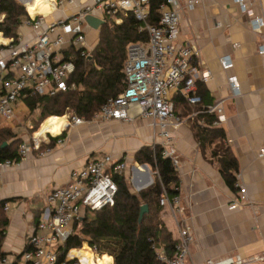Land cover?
I'll return each instance as SVG.
<instances>
[{
	"label": "crops",
	"instance_id": "0c3cea01",
	"mask_svg": "<svg viewBox=\"0 0 264 264\" xmlns=\"http://www.w3.org/2000/svg\"><path fill=\"white\" fill-rule=\"evenodd\" d=\"M251 7L264 17V0H253ZM18 32L28 39L29 28L20 26ZM263 41L264 27L260 31L251 29L248 15L233 0H200L192 9L181 13L176 43L197 48L199 55L194 63L210 71L206 82H197L200 103L190 104L180 92L172 93L174 113L181 120L180 124L170 126L180 161L176 170L177 189L185 207L184 221L190 225L194 238L190 244V260L195 264H201L206 258L234 255L247 258L264 253V153H260L264 148V53L258 51ZM96 43L87 42L90 51ZM223 55L232 59V67L227 70L219 62ZM229 75L238 78L240 93L236 96L229 90ZM178 94L183 98L177 97ZM216 102H222L225 114V120L216 126L225 131V143L237 159L236 174L248 198L246 204L234 209L228 203L237 196L236 188L226 183L216 162L210 161L211 147L200 149L192 128L195 120L203 124L204 119L199 116L213 115L203 110ZM137 112L132 107V119L128 121L90 119L62 128L61 124L50 136L54 140L49 138L48 143L43 142L40 150L31 149L18 166L0 163V201H5L3 212L9 221L2 250L9 259L18 257L28 245L29 236L38 231L46 195L54 187L66 184L70 171L83 166L89 156L110 154L116 160H124V174L130 175L133 191L146 180L147 170L138 168L140 164L134 160V154L143 146L159 144L161 138L154 133L151 121ZM29 113L20 99L12 120ZM12 120L7 121L9 125ZM46 147L50 152L41 154ZM147 166L154 179L155 172ZM160 218L176 238V224L170 213L162 208ZM84 247L83 244L80 256ZM110 257L109 264L113 261Z\"/></svg>",
	"mask_w": 264,
	"mask_h": 264
},
{
	"label": "built area",
	"instance_id": "2783aa9c",
	"mask_svg": "<svg viewBox=\"0 0 264 264\" xmlns=\"http://www.w3.org/2000/svg\"><path fill=\"white\" fill-rule=\"evenodd\" d=\"M20 1L27 13L20 26L29 28L30 34L24 39L18 32L12 38L0 31V120H12L17 102L27 93L53 96L75 88L70 81L75 71L70 51L80 50L82 56H90L86 32L91 27L85 20L87 15L98 17L104 23L107 18L111 23L120 24L123 16L131 14L139 22L138 31L144 32L147 40L130 42L126 47L122 67L124 88L116 96L108 97L89 119L76 114L65 115L61 128L90 119L128 121L132 119L130 109L136 107L138 116L151 121L154 133L161 138L158 145L162 147L163 156L168 157L177 170L180 161L172 143L170 126L180 124L181 120L174 113L172 93L180 92L188 103L198 104L201 97L196 93L197 82L210 78L207 68L194 63L198 49L188 43H176L182 11L192 9L200 0H163L158 7L157 25L149 21L150 0H53L50 15L59 12L61 16L51 22H46L50 15L29 12L27 3L30 0ZM252 1L233 0L240 11L248 15L251 29L260 31L264 27V17L254 12ZM3 17L1 13L0 21ZM258 51L264 53V41L259 44ZM219 62L224 70L232 67L229 55L221 56ZM227 83L233 96L240 93L237 76L229 75ZM203 111L215 116L213 125L225 120L222 102L209 104ZM38 133L33 132L30 144L19 146V159H7L1 164L18 166L31 149L40 150L43 142H49L52 133ZM50 150L46 147L41 154H48ZM260 153H264V148ZM125 167L124 160H116L110 154H93L83 166L72 169L68 182L54 187L46 195V207L37 223L38 231L29 236L28 248L13 259L4 257L0 264H84L81 256L74 252L80 248L67 250L61 261H58V248L72 233L73 221L86 209L96 211L114 204L117 184L112 173L124 172ZM234 187L237 196L228 203L230 209L248 202L239 174H236ZM159 205L173 217L177 232L173 254L170 256L163 248H155L157 260L162 264H195L190 260V244L194 238L190 225L184 221L185 207L180 195H168L163 190ZM90 250L93 259H97L99 255L92 248ZM256 262H264V253L247 258L240 255L206 258L201 264Z\"/></svg>",
	"mask_w": 264,
	"mask_h": 264
},
{
	"label": "trees",
	"instance_id": "16d2710c",
	"mask_svg": "<svg viewBox=\"0 0 264 264\" xmlns=\"http://www.w3.org/2000/svg\"><path fill=\"white\" fill-rule=\"evenodd\" d=\"M163 0H150V18L158 24V7ZM35 13V10H30ZM0 31L5 37H16L18 28L27 17L24 6L18 0H0ZM139 22L131 15L123 16L120 24L104 23L99 28L98 41L89 52V58L80 50L70 51L75 62V71L70 81L75 88L58 92L53 96L27 93L21 99L29 109L32 118L31 132H36L41 123L51 116H63L71 112L90 118L100 109L108 97L116 96L124 88L122 67L126 59V47L130 42H145L147 35L138 31ZM179 98L181 95L178 94ZM175 109V107H174ZM70 114V113H69ZM203 124L192 123L194 136L200 149L211 147L210 161L217 167L226 183L234 189L237 159L229 145L222 127L212 124L213 115L199 116ZM61 133L59 136H61ZM58 137V136H57ZM51 140L55 138L51 137ZM6 145L2 146L3 143ZM22 137L9 127L0 128V163L19 159L18 148ZM138 164H147L155 172L154 182L148 188L135 192L127 182L124 172L112 173L117 184L115 201L96 211L85 210L75 219L72 233L59 246L58 261L63 260L67 250L81 248L84 243L99 256H112L111 264H162L156 258L155 248H163L168 255L174 252L176 239L166 229L160 218L162 208L160 196L165 190L168 195L178 193V176L168 157L163 156L162 147L143 146L134 154ZM5 201H0V261L7 253L2 250V242L8 225V217L3 212ZM148 207L139 220L140 206ZM28 248V245L25 249Z\"/></svg>",
	"mask_w": 264,
	"mask_h": 264
},
{
	"label": "rangeland",
	"instance_id": "374dc122",
	"mask_svg": "<svg viewBox=\"0 0 264 264\" xmlns=\"http://www.w3.org/2000/svg\"><path fill=\"white\" fill-rule=\"evenodd\" d=\"M20 3L21 1L18 0ZM36 3V0H30L27 5H30V6H34ZM29 8V6H28ZM60 13L59 12H55L54 14L50 15L47 19H46V22H51L55 19H57L58 17H60ZM105 23H109V20L107 18H105ZM87 32H89L87 34ZM87 32H86V41L88 42V44H94L96 43L97 41V37H98V33H99V30H96V29H93V28H89L87 29ZM98 32V33H97ZM22 113V111H21ZM71 114V112H68ZM69 115V114H67ZM37 117V112H34L32 114V116H29L28 115H25L24 117L21 116L20 119L18 120H12L11 122V125L8 124V122L6 120H0V128L1 127H9L11 130L15 131L18 135H20L22 137V142L21 144L23 143H26V144H30L31 142V136H32V132L30 130V126L33 125V121H32V118H36ZM45 124V121H43L39 127V129H41V127ZM39 129L37 131H39ZM20 144V145H21ZM19 145V146H20ZM127 178V182L128 184L132 187H133V184H132V181H131V178H130V175L126 176ZM135 190V189H134ZM136 192V191H135ZM84 245H86V248H87V243H84ZM106 256H109L107 254H105ZM102 256V255H101ZM101 256H99L98 258H100ZM110 257V256H109ZM97 258V259H98ZM111 258V257H110Z\"/></svg>",
	"mask_w": 264,
	"mask_h": 264
},
{
	"label": "bare ground",
	"instance_id": "6f19581e",
	"mask_svg": "<svg viewBox=\"0 0 264 264\" xmlns=\"http://www.w3.org/2000/svg\"><path fill=\"white\" fill-rule=\"evenodd\" d=\"M51 5H53V0H36V3L34 6H30V5H27V6H29L28 8L29 12L30 10L36 9V12H42L45 15H50V13L53 11V8ZM65 119H66L65 116L64 117H56V116L50 117L49 119L45 121V124L41 127V129H39L38 134H43L44 132H47V131H50L53 134V131L56 132V130H59L61 124H63ZM140 181H142V179ZM136 186L140 187L141 185L137 184ZM80 250L81 248L79 250H76L75 252L78 255H80ZM89 250L84 247L82 250L83 255L81 254V258L86 264H109L111 260L109 256L102 255L100 258H98L99 257L98 256L97 257L98 259H93V253Z\"/></svg>",
	"mask_w": 264,
	"mask_h": 264
},
{
	"label": "water",
	"instance_id": "95a60500",
	"mask_svg": "<svg viewBox=\"0 0 264 264\" xmlns=\"http://www.w3.org/2000/svg\"><path fill=\"white\" fill-rule=\"evenodd\" d=\"M85 20H86L87 24H88L91 28L96 29V30H97L101 25L104 24V21H103L102 19H100V18H98V17H95V16H93V15H87V16L85 17ZM4 145H6L5 142L2 144V146H4ZM141 166L144 167V168L147 170V172H146L147 177H146V180L143 181V182L140 184V185H141L140 187H136V192H140L141 190H144V189L148 188V187L151 186V185L153 184V182H154V179H153L151 173H150L149 170H148V166H147L146 164H142ZM147 210H148V207H147L146 204L140 206L139 220H141L143 214H144L145 212H147Z\"/></svg>",
	"mask_w": 264,
	"mask_h": 264
}]
</instances>
